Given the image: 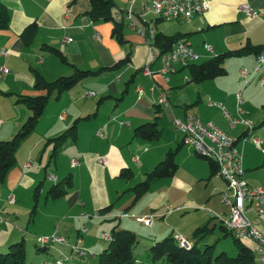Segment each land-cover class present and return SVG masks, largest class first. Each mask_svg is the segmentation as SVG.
Segmentation results:
<instances>
[{
  "label": "crops",
  "instance_id": "1",
  "mask_svg": "<svg viewBox=\"0 0 264 264\" xmlns=\"http://www.w3.org/2000/svg\"><path fill=\"white\" fill-rule=\"evenodd\" d=\"M114 1L113 20L105 22L95 21L88 15V0L74 3L71 0H0L9 14L8 28L0 30V141L11 140L31 115L26 104L19 100L20 97L46 93L35 88L37 73L47 81H53L61 76L72 75L75 68L99 72L81 81L59 99L55 96L51 98L36 130L17 150L16 166L8 173L5 183L0 184V215L4 218L5 213L10 215L7 211H13V217L22 216L24 208H28V203L22 205L24 196L28 198V193L34 189L33 213L37 210V235H50L57 230L71 243H75L81 227L87 226L88 234L83 237L84 246L97 257L100 252L96 251L94 245L100 240V234H111L117 225L122 228L121 223L125 219L119 220L117 225H106L115 219L85 220L81 214H94L111 206L108 211L110 214L126 211L134 215H156L155 210H159L157 215L165 216L166 210L172 208L168 203L182 209H198L202 200L199 196L191 197V194L198 186L201 188L204 181L213 179L222 181L220 183L224 188L215 186L214 196H210L206 202L218 203L219 210L215 209V213H228L221 195L226 182L215 175L211 177L209 163L205 160L207 167H204L199 161V158H203L183 145L182 135L173 125L174 119L186 120L194 114L203 122L215 123L238 139L237 146L244 154L248 183L264 187V152L250 139L242 141L247 132L244 126L231 127L221 109L209 105L213 101L223 104L233 117H238L236 96L242 92L250 98L248 85H236L234 89L226 90L225 85L218 83L213 91L204 92L203 96L201 93L197 95L190 84L198 83L190 82L188 69L182 67L171 77V82L165 84L156 74L160 62L150 58L149 42L139 33L140 30L147 31L153 27L157 34L180 35L188 39L201 54L198 63L238 50L249 42L261 45L264 49V0H207L210 3L209 11L190 21L159 19L146 0ZM243 4L251 5L256 15L251 17L240 12L238 8ZM116 24L121 29L125 43L119 42L113 35ZM33 25H36V29L32 28ZM27 29L32 35L28 40L22 36ZM205 44L212 47L211 53L205 51ZM45 46L60 50L69 64L43 49ZM2 50L5 54L1 53ZM127 55L131 58L127 65L109 69ZM149 59L152 62L151 69L155 71L153 78L145 75L143 70ZM226 64L241 66L240 71L246 69L252 73L257 66V58L252 54L229 58L225 61V68ZM3 68L8 73H4ZM263 74L264 67L253 78L260 80ZM154 83L168 91L170 106L158 103L159 91H151ZM205 84L203 82L201 85ZM138 85H142L145 90L141 100L136 92ZM90 93L94 95L89 96ZM246 106L247 102L244 104ZM61 115H64L63 119ZM242 116L250 119L246 112ZM121 121L127 124L121 126ZM154 122H157L161 132L159 139L149 141L136 136L137 128ZM73 125L77 127L76 138L70 139L52 157L54 145L50 139L61 136ZM40 126L45 128L39 129ZM256 126L254 124L253 135L258 133ZM170 149L177 151V172L172 178L162 179L165 180L163 182L156 180L151 185L160 181L159 186L165 188L161 191V200L150 206V212L134 209L147 194L135 202L133 189L140 183L136 182L142 176L145 180ZM100 156L109 159L108 166L98 163ZM181 158L183 164L179 161ZM73 160L79 162L75 168L71 166ZM53 163L56 172L50 168ZM69 169L74 170V173H69ZM125 171L127 175L122 176ZM49 174L58 177L56 183L71 176L66 195L55 199L48 194L51 186L45 188V179ZM42 182L44 184L36 199L35 189ZM11 195L15 196L14 204L9 202ZM122 201L128 206L120 207ZM162 202L167 205L161 208ZM250 218L264 228V217L256 219L250 215ZM7 219L4 218L3 225ZM107 228L110 231L104 230ZM21 232V229L17 230L8 224L3 227L1 233L6 238L0 244V249L9 250ZM10 233H13L12 238ZM22 240L26 241L25 237ZM68 250L66 247H55L51 261L68 255Z\"/></svg>",
  "mask_w": 264,
  "mask_h": 264
},
{
  "label": "built area",
  "instance_id": "2",
  "mask_svg": "<svg viewBox=\"0 0 264 264\" xmlns=\"http://www.w3.org/2000/svg\"><path fill=\"white\" fill-rule=\"evenodd\" d=\"M151 6L152 12L164 21L184 20L190 21L196 16L205 15L210 9V3L207 0H146ZM238 10L248 16H255L256 11L251 5L243 4ZM139 33L144 36L150 47V58L160 62V68L156 72L165 84L171 82V77L176 74L179 67H187L190 64L198 63L201 59V54L195 49L193 44L186 38L179 39L172 48L159 55L152 47V43L156 37L155 28H150L147 31L140 30ZM71 41V39H69ZM204 49L207 52H212L210 45L205 44ZM5 54V51H1ZM151 61L147 62L144 67L145 75L153 78L155 71L151 69ZM264 67V52L257 58V66L252 73L243 69L241 71V78L247 86L250 84L254 75L262 72ZM4 73L8 71L3 68ZM260 85L264 86V74L260 77ZM159 91L158 103L160 105L170 106L168 91L161 88L154 83L151 91ZM138 99L141 100L145 96V90L142 85L136 88ZM94 95L90 93L89 96ZM210 106H217L221 109L224 116L229 120L231 127L242 125L247 129L245 137L242 141L246 142L249 139L264 152L263 142L253 135L254 124L252 120L242 116L243 100L241 94L237 95V112L238 117H233L228 109L220 103L210 102ZM61 119L64 115H61ZM116 120V119H114ZM121 126L126 125V122H119ZM2 121L0 120V127ZM173 125L177 131L182 135V142L184 146L192 149L197 155L212 160L216 166L217 171L215 176L224 180L227 184V189L221 193L222 203L228 207V213H215L212 215L220 219L222 225L232 232L234 237L243 245L249 247L254 254L255 264H264V228L260 227L250 218L253 215L256 219L264 217V187L251 186L246 179V170L244 167V154L238 148V139L231 136L218 125L213 122H203L196 115H189L186 120L174 119ZM98 163L103 166L109 165V159L106 156L98 157ZM79 162L73 160L71 166L77 167ZM47 179L52 182H57L58 177L54 174H49ZM216 190V189H215ZM11 204L15 203V196L9 197ZM182 207H177L175 210H181ZM168 213H172V209L168 208ZM158 216L155 214L134 215L126 211L118 214H110L108 212L100 211L94 214H81V218L88 219H102V220H122L132 218L137 223L146 227H152L155 219ZM4 222V218L0 215V223ZM88 234V227L82 226L75 243H71L67 237L60 234L57 230L50 235H42L37 237V244L47 249L56 246L66 247L72 254L79 258L95 259L97 254L90 251L84 246L83 237ZM100 240L110 243L113 241L112 234L101 233ZM175 240L181 248L190 249L191 243L181 235H175ZM68 257L63 256L54 261H47L44 264H65Z\"/></svg>",
  "mask_w": 264,
  "mask_h": 264
},
{
  "label": "trees",
  "instance_id": "3",
  "mask_svg": "<svg viewBox=\"0 0 264 264\" xmlns=\"http://www.w3.org/2000/svg\"><path fill=\"white\" fill-rule=\"evenodd\" d=\"M77 0H71L72 3ZM90 10L88 15L95 21L103 20L105 22L112 21V12L115 8L114 0H88ZM9 26V14L4 5L0 3V30L7 29ZM32 28L36 29V25ZM113 35L119 39V42L123 43V36L121 29L116 24L113 29ZM22 36L28 40L32 35L27 29ZM181 38L180 35L166 36L163 34H156L152 47L155 51L161 55L168 52L172 46ZM125 43V42H124ZM43 49L49 50L65 64H69L66 57L62 52L54 47L45 46ZM264 49L261 45H253L250 42L245 46L233 52H228L217 57H214L208 61L202 63H193L183 69H188L190 75V82L201 84L205 81L215 79L217 77L226 76L227 70L224 67L225 61L229 58H240L247 55H255L258 58ZM130 55H127L123 59L119 60L113 67L121 68L130 62ZM99 72H93L89 70H82L75 68L72 75L61 76L53 81H47L41 74H36L35 88L39 91H46L45 94L37 96H23L20 97V101L26 104L31 111V115L27 121L21 126L16 135L8 141H0V184H4L8 173L16 166V152L23 143L37 128L39 119L43 116L47 105L51 98L55 96L59 99L64 93L72 90L81 81L90 77L96 76ZM264 124V122H263ZM160 130L158 129L157 122L145 124L136 129V136H139L145 140L153 141L160 137ZM77 136V127L73 125L61 136L54 139H50V143H53V156L59 152L70 139H75ZM176 150L170 149L164 158L150 173L144 181L138 183L135 188V202L141 199L151 188V185L156 180H162L172 178L177 172L178 165L175 162ZM209 163L211 169V177L215 175L217 171L216 164L207 158L202 157ZM127 172H123L122 176H126ZM71 176L61 182L51 186L48 190V194L55 199L61 198L67 194V188L70 186ZM44 184L42 182L35 189V198ZM65 184V185H64ZM111 206L105 208L103 211L108 212ZM35 211V210H34ZM33 211V212H34ZM221 229L226 233V236H232L236 247L237 254L234 257L228 256L226 253H222L216 257L217 262L222 264H255L254 254L251 249L241 244L223 225ZM113 241L110 242L102 252H100L97 259L93 264H135L136 257L134 251L139 243L136 234L130 230L122 229L117 225L111 232ZM43 249H47L43 247ZM152 260L154 263L157 261H166L167 264H204L202 257L205 255L194 243L190 249L181 248L172 234L167 238L155 243L151 247ZM26 245L25 241L14 243L9 247V252L6 254L0 253V264H26ZM207 264H212L209 261Z\"/></svg>",
  "mask_w": 264,
  "mask_h": 264
},
{
  "label": "rangeland",
  "instance_id": "4",
  "mask_svg": "<svg viewBox=\"0 0 264 264\" xmlns=\"http://www.w3.org/2000/svg\"><path fill=\"white\" fill-rule=\"evenodd\" d=\"M226 68L229 71L227 76L204 82L206 83L205 86L201 85L203 83L190 84V88L194 89L197 95L198 93H201V95L203 96L204 92L213 91L215 87H217L218 83L223 84V86L225 85L226 90L234 89L236 85H243L244 87L246 86L244 84V80L240 76L241 66L237 67V65L235 64H226ZM249 70L251 71L250 68ZM247 88L250 94V98H248L247 95H244L242 92L240 93L243 100L242 110L248 113V117L250 118V120H252L253 124L257 125L256 127L258 133L254 136L263 142L264 147V86L260 85V80H258L257 78H253ZM246 102L247 106L244 107V104ZM193 105H195V103ZM220 115L222 116L223 114L220 113ZM40 128L44 129L45 127L40 126L39 129ZM239 130L240 128L238 129V131ZM179 161H181L182 163V158L179 159ZM199 161L203 163L204 167H207V162L205 160L199 158ZM50 168L51 170L56 172L54 163ZM71 172L74 173V170L69 169V173ZM67 174L68 172L66 173V175ZM137 177H139V175H137ZM138 180L139 181H137L136 183L142 182V180H144V177L142 176ZM163 181L165 180H161V182ZM220 182L216 181V179H213L210 182L204 181V183L201 184V188L199 186L195 188V191L191 194V197L199 196L201 198L202 203H199L198 209L183 208L179 211L175 210L177 207L174 204L168 203L173 210L171 214H169L166 210L164 214L165 216H159L157 215L159 210H155L156 216L158 217L155 219L156 223L153 228L145 227L144 225L137 223L135 220L125 219L121 223L122 229L134 232L139 242L134 251L135 257L137 259L135 264H167L166 261L162 260L157 261L156 263L153 262L151 247L155 243L162 241L172 234L174 236L182 235L185 239L191 241L192 243H195L197 247L203 253H205V255L202 257L204 264H207L209 261H212V264H222L221 262H217L215 260L216 257L221 255L222 253H226L228 256L234 257L237 254V247L233 237L226 236V233L220 227V219L210 213V211L215 212L216 210H219L217 208L218 203L213 202L209 204L208 202H206V200L213 195V189L215 186H218L220 189L224 188L223 184H221ZM54 184H56V182L45 179V188H49ZM159 185L160 181L153 184L150 191L147 192L145 197L137 203L135 208H133H138L140 210H143L144 212H150V206L154 203H159V201L161 200L159 199L162 194L161 191L165 190L164 187H161ZM226 189L227 185L222 192H224ZM33 192L28 193V198L24 196V204L22 203V205H26L28 203V208H24V213H22V216L20 215L19 217H13V211L6 210L10 215L5 213V216H8L9 219L4 216V218L7 219L5 225L2 224L3 222L0 223V244L5 241L6 235H3L4 233L2 234L1 231L7 224L11 225L17 230L21 229V235L19 237L17 236L18 238L15 237L17 239L15 240L16 242H14H20L25 237L26 264H44L46 260H52V256L55 255V247L49 248L46 252L43 250V247L41 245L37 244V236L40 235H37V210L35 213H33ZM121 203H119V205ZM125 204L127 203L123 202L120 207H124ZM166 205L167 203L162 202V205L160 207L162 208ZM127 206L128 205H126L125 207ZM133 208L131 210H133ZM40 219L41 218L39 217L38 221H40ZM119 223V220H112L106 223V225H117ZM104 230L110 231V229L108 228ZM9 236L10 238H12L13 233H10ZM108 244L109 243L107 242L98 240V242L94 246L97 252H102L105 248H107ZM7 252H9L8 249H0L1 254H6ZM67 254L68 255H66V257H68V261L65 264H93L97 259L90 258L89 260H85L79 258L75 254H72L69 250Z\"/></svg>",
  "mask_w": 264,
  "mask_h": 264
}]
</instances>
